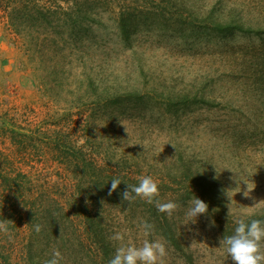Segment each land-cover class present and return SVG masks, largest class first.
<instances>
[{
  "label": "rangeland",
  "instance_id": "374dc122",
  "mask_svg": "<svg viewBox=\"0 0 264 264\" xmlns=\"http://www.w3.org/2000/svg\"><path fill=\"white\" fill-rule=\"evenodd\" d=\"M99 8L101 25L56 52L25 46L0 7V221L9 228L0 244L24 247L44 198L71 197L66 167L97 157L152 177L158 199L179 205L171 218L158 211L165 227L145 237L140 225L152 205L125 202L117 189L119 204L102 209L113 235L137 247L160 240L164 264H234L220 246L226 226L264 220V0H111ZM124 11L128 38L114 23ZM229 22L237 25L219 33ZM15 178L23 181L17 197ZM74 193L78 203L89 197L83 187ZM194 196L208 205L195 221L186 216ZM170 230L180 244L162 238ZM60 245L61 264L93 262L84 250L95 244ZM21 250L10 259L23 262Z\"/></svg>",
  "mask_w": 264,
  "mask_h": 264
},
{
  "label": "trees",
  "instance_id": "16d2710c",
  "mask_svg": "<svg viewBox=\"0 0 264 264\" xmlns=\"http://www.w3.org/2000/svg\"><path fill=\"white\" fill-rule=\"evenodd\" d=\"M111 0H0V7L6 14L9 20V26L12 31L18 36V39L24 42L25 46L31 48L33 45H39L42 51L51 49L58 51L64 48L67 42L70 44L82 43L86 38L82 34L93 30L94 27L101 25L99 22L100 9L104 4H110ZM66 6V7H64ZM97 6V7H93ZM108 10V9H106ZM94 11V12H93ZM69 15V19L63 20L61 17ZM127 14L121 12L120 20L114 21L117 23L120 30L124 32V37L128 38L132 30V26L127 23ZM99 16V17H98ZM237 24L229 22L222 25L219 33L230 32ZM241 29V28H240ZM60 48H59V47ZM93 46L96 49H100L99 40L93 37ZM106 47V46H105ZM107 49V48H106ZM122 97V96H121ZM58 135V134H57ZM57 143H60L58 138H54ZM101 159L94 158L92 161L86 162L85 158H81L80 161H74V164H70L66 167L65 173L70 179V187L67 188L71 191V197L63 202L55 199L50 195L41 202L44 204L41 210H37L39 213L35 223L39 222L37 226L40 227V231H36V226H31L30 239L24 247L20 250L24 254L25 259L23 262L19 260L12 261L10 258L18 249V245L15 244H0V253L4 255L5 259L1 260L0 264H45V262L52 258L54 251L62 253L64 247L60 244H67L68 242L75 244H95L92 250H84V254L91 253L93 262L91 264H109V261L114 255L115 248H111L107 244H117L109 239L113 236L110 231V223L103 213L102 209L107 203L111 206L119 204L113 202V193L109 195L111 188V181L114 178L121 180V184L118 188L121 194L127 187V184L137 185L139 183L138 178L132 176V171L123 165L122 162L113 163L111 161L108 164L102 165ZM21 176V175H19ZM82 180V181H81ZM18 190L16 191V197L19 193H22V180L14 179ZM127 183V184H126ZM73 187L74 189H72ZM83 187L89 192L87 199L79 201L76 199V189ZM116 193V191H115ZM40 197H33L35 202ZM42 198V197H41ZM17 200H20L18 197ZM16 200V201H17ZM81 201H83L81 203ZM115 201V199H114ZM146 203V201L141 200ZM116 202V201H115ZM114 203V205H113ZM149 205V204H147ZM151 215L143 218L144 222L153 225L154 234L162 231L165 226L163 222L159 221L157 216L158 210L155 213V204H151ZM69 206L68 210L64 207ZM82 208V215L79 217V227L76 228V232H69V229L76 225L74 220V210ZM92 207L93 210H89ZM88 209V211H86ZM95 209H97L95 211ZM103 213V214H102ZM164 220L166 224H169L166 215ZM162 216V217H163ZM161 217V218H162ZM164 223V224H165ZM168 226V225H166ZM169 226L168 229H172ZM235 229V228H234ZM234 229L226 226L225 236H231L234 233ZM172 231H169L171 234ZM164 234L162 238L166 242L171 244H180L175 234ZM39 244V245H38ZM40 244H47L48 246H41ZM52 244V246L50 245ZM84 255V258L87 256ZM62 263L60 259V264Z\"/></svg>",
  "mask_w": 264,
  "mask_h": 264
},
{
  "label": "clouds",
  "instance_id": "9594fccd",
  "mask_svg": "<svg viewBox=\"0 0 264 264\" xmlns=\"http://www.w3.org/2000/svg\"><path fill=\"white\" fill-rule=\"evenodd\" d=\"M138 180L139 183L137 185L126 183L127 187L121 193L122 200L132 203L136 197H139L147 203H154L159 212L165 213L171 218L179 208V205L172 201L162 203L158 199L160 196L158 183L152 177L142 176ZM110 183L109 195L115 192L122 182L120 179L114 178ZM251 190L248 186V190L243 192L244 197H248ZM207 211L208 205L194 196L189 201L186 216L195 221L198 216L206 214ZM230 215L231 209L229 217ZM236 223L237 227L234 229L233 235H224L220 239V246L226 249L234 264H264V220L252 219L246 222L241 218ZM140 227L145 237H148L153 230V226L147 222H143ZM36 231H40L39 226H36ZM0 232L5 234L9 232L7 220L0 221ZM109 239L118 242L109 264H164L168 254L165 244L160 240L150 241L145 238L142 245L137 247L132 243H124L125 237L123 233L118 232L110 236ZM60 259L61 253L57 250L53 252L52 258L47 260L45 264H60Z\"/></svg>",
  "mask_w": 264,
  "mask_h": 264
}]
</instances>
